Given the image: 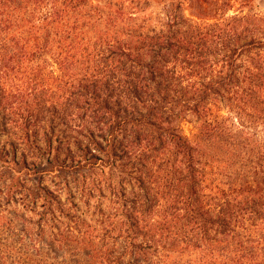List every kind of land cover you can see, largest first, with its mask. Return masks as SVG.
<instances>
[{"label": "trees", "instance_id": "obj_1", "mask_svg": "<svg viewBox=\"0 0 264 264\" xmlns=\"http://www.w3.org/2000/svg\"><path fill=\"white\" fill-rule=\"evenodd\" d=\"M184 2L190 7L194 0ZM231 2L201 0L202 5H218L222 12ZM158 5L164 9L166 22L160 18L152 22L148 11L154 12ZM240 5L251 6L252 0H241ZM180 6L179 0H0V91L22 89L11 82H65V92L90 96L84 104L105 124V128L100 125L106 132L103 147L91 129L87 132L95 146L104 151L106 161L116 155L113 140L117 134L127 136L129 128L130 136L139 141L140 127L157 132L159 150L171 143L183 157L182 176L174 185L176 193L169 205L174 211L169 215L166 211L154 217L146 213L153 206L147 193L142 203L137 201L143 207L140 212L134 206L126 210L127 201L133 199L120 200L109 184L116 198L115 210L102 214L100 235L91 238L85 232L76 240L78 249L91 247L95 238L101 244L87 264H264V82H259L264 74L258 62L246 66L236 62L252 50L262 51L264 36L243 38L227 54L224 76L211 78L190 98L168 102L159 82L170 79L168 65L188 47L192 36L186 34L191 25L186 30L175 27L173 11ZM200 7L190 13L191 17L208 19L212 14ZM96 82H104L105 87L108 82H123L122 96L129 105L121 106L117 101V109L111 110L108 97L97 99ZM140 82H152L159 99L153 93H147L146 99ZM232 85L237 87L234 93L245 112L235 116L233 123L222 124L206 114L207 99L221 89L229 92ZM63 104L69 106L66 101ZM177 105L199 121L193 140L169 126L172 119L167 110ZM246 106L253 109L250 114ZM249 122L255 125L254 132L246 130ZM229 137L250 141V164L246 153L238 152L240 164L225 175L227 180L208 182L194 154L204 141L229 145ZM153 149L158 150L156 144ZM83 150L88 154V147ZM87 154L84 165L102 161L96 154ZM214 167L215 173L218 167ZM44 192L52 195L46 189ZM105 238L112 239L107 249ZM86 256L90 258L89 253Z\"/></svg>", "mask_w": 264, "mask_h": 264}, {"label": "rangeland", "instance_id": "obj_2", "mask_svg": "<svg viewBox=\"0 0 264 264\" xmlns=\"http://www.w3.org/2000/svg\"><path fill=\"white\" fill-rule=\"evenodd\" d=\"M179 2L181 6L173 11L175 27L186 30L191 25L186 34L192 33V36L188 47L181 49L168 65L170 79L159 82L168 102L190 98L211 78L224 76L228 71L227 54L243 38L264 36V0H252L251 6H241V0H232L229 9L223 12L218 7L220 2L202 5L201 0H194L190 7L184 0ZM200 6L205 13L212 14L208 19L191 17L190 13L201 10ZM162 8L158 5L153 8L154 12L148 11L152 22L158 18L166 22ZM236 62L244 66L258 62L264 74V49L241 55ZM259 82H264V75ZM14 83L22 89L0 91V264H87L101 244L95 238L91 247L78 249L76 240L85 232L91 238L100 235L102 214L115 210L116 198L109 184L116 189L120 200L133 199V202L127 201L126 210L134 206V210L140 212L143 207L137 201L142 203L147 193L153 199V206L147 209L152 213H146L154 217L163 211L168 215L174 211L169 205L174 201V185L182 176L180 161L183 157L169 141L167 149L159 150L157 132L140 127L139 141H136L128 128L127 136L117 134L114 138L116 155L108 162L104 151L95 146L87 132L91 129L95 140L102 147L106 145V132L102 129L105 124L100 117L94 118L84 104L90 100L89 95L65 92V82L10 84L16 86ZM139 84L144 85L146 99L147 93L159 99L152 82ZM94 89L99 101L108 97L111 110L117 109V101L121 106L129 105L122 96L123 82H108L107 87L104 82H96ZM236 89V85H232L229 92L221 89L219 93H211L206 114L221 120L222 124L233 123L235 116H243L245 109L234 93ZM65 101L69 106L63 104ZM81 102L82 105H75ZM250 109L246 106L249 114L253 111ZM141 111L144 112L143 107ZM167 114L172 119L170 127L176 128L186 139L195 138L199 121L192 112L177 105L170 107ZM247 125L246 130L254 132L255 125L250 122ZM256 128L262 131L261 126ZM154 144L158 150L153 149ZM85 147L89 149L88 154L83 150ZM249 148H252L250 141L229 137V145L221 141L211 145L208 140L204 141L194 155L199 159L198 165L203 168L206 181L225 182V175L240 164L236 157L238 152L246 153L244 156L250 164ZM90 153L102 161L84 165L83 157ZM214 166L221 171L214 173ZM45 189L52 195H47ZM177 190L180 189L177 187ZM104 242L107 249L112 239L105 238Z\"/></svg>", "mask_w": 264, "mask_h": 264}]
</instances>
